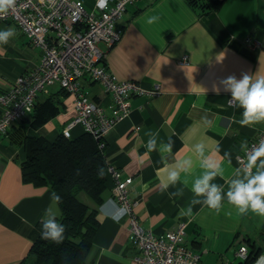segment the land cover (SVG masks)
<instances>
[{"label": "crops", "instance_id": "1", "mask_svg": "<svg viewBox=\"0 0 264 264\" xmlns=\"http://www.w3.org/2000/svg\"><path fill=\"white\" fill-rule=\"evenodd\" d=\"M80 1L90 10L95 2ZM152 16L158 19L149 24ZM118 25L123 29L119 41L107 50L99 45L106 50L107 68L119 81L160 89L153 97L132 96L129 115L105 136L107 162L122 178H132L129 197L141 226L160 235L185 222L183 243L199 254V264H240L239 246L253 253L247 264H256L264 256V215L251 210L239 214L227 193L233 181L247 183L264 172V155L248 160L251 174L237 160L247 143L264 130V121L241 125L244 109L238 102L229 103L231 93L220 81L229 75L240 79L242 73L264 76V0H222L208 14L187 0H137L126 7ZM9 27L15 35L0 44V93L41 60V50L14 22L0 21V31ZM247 38L259 46L247 45ZM183 56L187 63L180 62ZM80 85L90 101L110 113L111 94L100 83L81 80ZM214 85L219 93L213 91ZM35 103L36 115L14 122L6 134H0V264H19L37 236L36 222L61 215L48 186L22 180L21 163L28 134L37 132L52 140L75 116L73 96L53 85L47 93L40 92ZM46 112L50 117L35 124ZM82 133L77 126L72 138ZM149 138L156 141V151L150 153ZM170 140L171 152L166 149ZM198 145H203L202 150ZM171 171L178 173L175 183L168 180ZM209 172L216 173L209 185L220 189L219 212L204 203L206 193L197 196L193 191L196 181ZM113 187L105 171L99 204L84 194L78 196L95 209L98 219L87 254L91 264H135L128 220L118 218Z\"/></svg>", "mask_w": 264, "mask_h": 264}, {"label": "built area", "instance_id": "2", "mask_svg": "<svg viewBox=\"0 0 264 264\" xmlns=\"http://www.w3.org/2000/svg\"><path fill=\"white\" fill-rule=\"evenodd\" d=\"M135 1L95 0L93 8L87 10L80 0H16L14 7L0 16V21L14 22L29 43L41 50V60L0 93V134H6L14 122L31 114L37 95L47 93L55 84L73 96L75 116L61 130L66 138H72V130L80 126L83 132L103 139L117 122L129 115L132 96L158 95V85L145 88L133 80H117L105 62L106 50L119 41L123 33L118 21L126 7ZM245 43L259 46L252 38H247ZM100 44L106 50L101 49ZM187 61V56L180 60L183 64ZM81 80L100 83L105 92L111 94L109 114L86 97ZM261 147H264V130L237 155L239 166L246 173H252L247 162ZM106 171L114 182L112 193L118 218L128 220L130 243L136 250L135 264H199V254L183 243L185 222H179L173 230L160 235L146 230L134 212L135 202L129 197L132 178H122L118 169L109 163ZM247 254L245 246L236 250L241 260Z\"/></svg>", "mask_w": 264, "mask_h": 264}, {"label": "trees", "instance_id": "3", "mask_svg": "<svg viewBox=\"0 0 264 264\" xmlns=\"http://www.w3.org/2000/svg\"><path fill=\"white\" fill-rule=\"evenodd\" d=\"M187 2L208 14L215 12L222 0ZM35 104L31 115H36ZM49 114L46 112L41 115V119H35V124L45 122L50 117ZM102 143L103 147H100ZM105 146V137L96 139L86 132L76 138H66L60 132L52 140L37 132L25 137V159L21 163V178L34 186H48L55 199L57 196L60 198L56 201L61 215L54 219L64 225L65 232L63 242L59 244L41 239L44 221L38 220L37 236L28 254L19 264H91L87 261V254L97 230L98 219L95 209L82 203L78 196L84 194L96 204L101 202L104 172L108 164ZM252 255L248 251L247 257L240 264H247Z\"/></svg>", "mask_w": 264, "mask_h": 264}, {"label": "clouds", "instance_id": "4", "mask_svg": "<svg viewBox=\"0 0 264 264\" xmlns=\"http://www.w3.org/2000/svg\"><path fill=\"white\" fill-rule=\"evenodd\" d=\"M16 0H0V16L6 15L9 9H12ZM158 17L152 16L148 19V23H154ZM15 35L12 27L0 31V44H6L10 37ZM224 86V91L231 93V101L238 102V106L243 108V119L241 125H249L264 121V76H257L248 73H242L241 78L237 79L235 75L224 77L220 81ZM213 91L219 93L218 86H213ZM230 101V103H231ZM158 135V133L156 134ZM172 141L166 145L167 151L171 152ZM198 150H202L203 145H198ZM148 152L156 151V141L149 138L147 141ZM264 155V147L255 150L249 158L250 162L260 159ZM185 163H189L185 161ZM210 168L215 167L214 164L207 165ZM103 170H101V175ZM215 172L207 173L203 179L196 181L193 191L199 195L207 194L204 202L210 208L220 211L221 195L220 189L216 185H209V180L214 178ZM178 179V173L171 171L168 173V180L175 183ZM229 203L232 204L239 214H246L249 210L259 215H264V172H258L251 176L247 183L236 180L233 181L229 192L227 193ZM59 201V197H56ZM191 212V208L188 209ZM65 227L54 218H48L44 221L41 230V239L49 240L54 243H62L64 239ZM256 264H264V256L258 257Z\"/></svg>", "mask_w": 264, "mask_h": 264}, {"label": "rangeland", "instance_id": "5", "mask_svg": "<svg viewBox=\"0 0 264 264\" xmlns=\"http://www.w3.org/2000/svg\"><path fill=\"white\" fill-rule=\"evenodd\" d=\"M86 8H87L88 10H90V9L88 8V6H86ZM55 85H57V86H58V84H55Z\"/></svg>", "mask_w": 264, "mask_h": 264}]
</instances>
